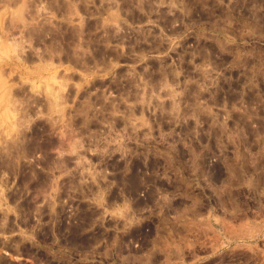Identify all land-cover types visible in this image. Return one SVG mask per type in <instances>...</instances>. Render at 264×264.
I'll return each mask as SVG.
<instances>
[{
  "label": "rangeland",
  "instance_id": "rangeland-1",
  "mask_svg": "<svg viewBox=\"0 0 264 264\" xmlns=\"http://www.w3.org/2000/svg\"><path fill=\"white\" fill-rule=\"evenodd\" d=\"M73 1L0 0V34L17 23L0 47L12 86L0 80V162L18 169L0 186L1 227L15 226L0 227V241L24 236L37 248L0 247V256L20 264H264V0ZM45 19L85 25V66L23 60L8 45L23 35V55L40 52L44 42L22 32ZM60 85L67 99L48 108ZM22 173L33 179L25 196L50 213L28 227L6 198Z\"/></svg>",
  "mask_w": 264,
  "mask_h": 264
},
{
  "label": "bare ground",
  "instance_id": "bare-ground-1",
  "mask_svg": "<svg viewBox=\"0 0 264 264\" xmlns=\"http://www.w3.org/2000/svg\"><path fill=\"white\" fill-rule=\"evenodd\" d=\"M61 1V0H60ZM75 1V0H74ZM73 1V2H74ZM119 1V0H118ZM121 1V0H120ZM125 1V0H124ZM139 2H140V0H138ZM147 1V0H146ZM150 1V2H149ZM148 2L150 3V6H151V0H149ZM78 2H79V0H78ZM77 2V3H78ZM111 2V1H110ZM126 3H128V1H125ZM130 2V1H129ZM144 2V1H143ZM153 2V1H152ZM125 3V4H126ZM68 4V6H69V3H67ZM83 4V3H82ZM85 4V3H84ZM124 4V6H130V4L128 3V5L126 4L125 5ZM135 4V3H134ZM72 5V4H71ZM70 5V6H71ZM78 5V4H77ZM109 5V4H108ZM122 5V4H121ZM133 5V4H132ZM131 5V6H132ZM140 5V4H139ZM52 6V5H51ZM50 6V7H51ZM74 6V5H73ZM80 5H78V7H79ZM53 7V6H52ZM51 7V8H52ZM77 7V6H76ZM77 7V8H78ZM47 8V7H46ZM58 8V7H57ZM77 8H75V10L77 9ZM106 8V7H105ZM110 8V7H109ZM122 8V7H121ZM128 8V7H127ZM130 8V7H129ZM132 8V7H131ZM130 8V9H131ZM151 8V7H150ZM79 9V8H78ZM81 9V8H80ZM79 9V10H80ZM123 9V8H122ZM74 10V11H75ZM105 10V9H104ZM129 10V9H128ZM148 10V9H147ZM59 11V10H58ZM64 11H65V9H64ZM151 11V10H150ZM38 12H39V10H38ZM32 13V12H31ZM37 13V12H36ZM40 13V12H39ZM70 13V12H69ZM68 13V11H67V14L66 15H68L69 14ZM71 15L73 14V13H70ZM38 15V14H37ZM17 17V16H16ZM19 17V16H18ZM22 17V16H21ZM37 17V16H36ZM36 17H34V15L31 17V18H29V19H32V21H34L35 19H36ZM10 18V17H9ZM15 18V17H14ZM20 18V17H19ZM23 18V17H22ZM11 19V18H10ZM21 19V18H20ZM12 20V19H11ZM24 20H28V19H26V18H23V20L21 19V22L22 21H24ZM50 20V19H49ZM48 20V21H49ZM69 20V19H68ZM41 21V22H40ZM39 22H40V25L42 26V27H37L38 26V24H39V22H35L36 24H37V26H33V27H30V26H28V24H30V20L29 21H27V22H29V23H27L26 21L24 22V24L25 25H27L28 26V28H27V31H23L22 33H26L27 34V36L28 35H31L32 36V39H35V41L36 42H44V47H43V49H41V51L40 52H34L33 50H30V51H33V52H31L30 53V51L29 52H26L27 54H26V56L25 55H23V53L21 52V50H23V41H22V39H24V36L22 35V37H20L21 38V40L20 39H14L13 38V36H11L10 34V36L12 37V41H11V43L10 44H8V45H11L12 46V48H14V49H16L17 50V52H18V55L20 56V59H22L23 58V60L25 59V60H28V61H32V60H34V58H36V60L38 59V60H40V61H48L49 63H51V62H54V60H59V61H66V62H71V63H73V64H78V65H80L82 62L85 64H87V58H85L84 60L86 61V62H84V60H83V58H81V54H82V52L85 50V49H82V47L84 46L85 47V45H84V43H83V45H82V43H80L81 41H83V37L81 36V35H83L82 34V32L85 30L84 29V24L82 25L80 22V24L79 25H77V26H72V27H69V26H65V25H63V24H58V26L56 27H53V25H49V23L51 22V20H50V22H48V21H46V19H45V21L44 20H40ZM44 21V22H43ZM10 22V21H9ZM47 22H48V25H47ZM69 22V21H68ZM81 22H82V19H81ZM32 24H33V22H31ZM10 24V23H9ZM15 24H17L16 22H13L12 21V24H10V25H7L8 27L6 28V29H4V31L6 30V32L5 33H3L4 31H2L1 33L2 34H0V47L1 46H3V45H5V46H7V43H5V39L6 38H3V37H7L8 38V33L10 32L9 30H11L10 28L11 27H14L15 26ZM23 24V25H24ZM51 24V23H50ZM103 24V23H102ZM39 25V26H40ZM82 25V26H81ZM98 26V28H100V26L105 30V28L101 25V23L100 22H96V23H94V26ZM52 26V27H51ZM78 26H80V27H78ZM88 26V25H87ZM92 26V25H91ZM97 26L95 27V28H97ZM17 27H18V25H17ZM3 28V27H2ZM15 28V27H14ZM26 28V27H25ZM85 28H87V27H85ZM89 28V27H88ZM88 28L86 29V30H88ZM91 29H92V27H91ZM90 30V29H89ZM107 30V29H106ZM114 30V29H113ZM97 31V30H96ZM108 31V30H107ZM115 31V30H114ZM89 32H91V31H89ZM106 32V31H105ZM116 32V31H115ZM114 32V33H115ZM85 35H86V33H85V31L83 32ZM108 33V32H107ZM25 34V35H26ZM111 34V33H110ZM116 34V33H115ZM12 35H13V33H12ZM50 36V39L49 40H47V38H46V36ZM9 36V37H10ZM31 36H29V38L31 37ZM79 36H80V38H79ZM96 36V35H95ZM109 36V35H108ZM111 37H112V35H110ZM109 36V37H110ZM116 36V35H115ZM10 37V38H11ZM26 37V36H25ZM79 39H78V38ZM89 37V36H88ZM109 37H107V38H109ZM114 37V36H113ZM77 38V39H76ZM82 38V39H81ZM107 38L105 39V40H107ZM9 39V38H8ZM31 39V40H32ZM95 38L93 37V39L92 40H94ZM98 39V38H97ZM7 40V39H6ZM11 39H9V41H10ZM26 40H27V38H26ZM68 41V42H66V41ZM78 40H81L80 42L78 41ZM85 40H87V38L85 39ZM84 40V41H85ZM90 40V39H89ZM96 40V39H95ZM76 41V42H75ZM81 44V45H78V46H76L75 45V43H78V42ZM86 42H88V41H86ZM91 42V41H90ZM99 42V41H98ZM38 43V44H39ZM78 43V44H79ZM95 43V42H94ZM97 43V42H96ZM29 45H30V43H29ZM86 45H87V43H86ZM31 46V45H30ZM43 46V45H42ZM80 46H82L81 48H80ZM91 46V45H90ZM22 47V48H21ZM32 47H33V45L31 46V49H32ZM77 47L79 48V50L77 49ZM96 47V46H95ZM21 48V49H20ZM1 49V48H0ZM4 49V48H3ZM83 50L82 52H81V50ZM27 50V49H26ZM93 50V49H92ZM36 51V50H35ZM80 51V52H79ZM102 51V50H101ZM85 53H86V51H84ZM90 52V51H89ZM14 53V52H13ZM88 53V52H87ZM97 53L98 54H96L97 56L99 55L100 56V54H99V52L97 51ZM105 53V52H104ZM89 54V53H88ZM103 54V53H102ZM106 54V53H105ZM80 55V56H79ZM86 55V54H85ZM94 55V54H93ZM19 56H18V58H19ZM36 56V57H35ZM17 57V56H16ZM90 57V56H89ZM101 57V59L103 60V58L104 57H102V56H100ZM99 57V58H100ZM82 59V60H81ZM37 60V61H38ZM89 60H91V59H89ZM89 60H88V63H89ZM102 60H101V62H102ZM106 60V58L103 60V62ZM27 61V62H28ZM39 61V62H40ZM82 61V62H81ZM45 62V63H46ZM56 62H58V61H56ZM91 62V61H90ZM106 63H107V60L105 61ZM104 62V63H105ZM80 63V64H79ZM46 65H49L48 63L46 64ZM82 65V64H81ZM42 66V65H41ZM82 66H85V65H82ZM55 68H56V66H55ZM6 69V68H5ZM4 69H3V67H0V80L2 81V83H3V86H5V89L7 90V91H9L10 89H11V87L12 86H10L8 83H9V81H7V78H5V77H3L4 75ZM8 74H10V73H8ZM15 78V77H14ZM5 84V85H4ZM21 85V84H20ZM17 87H19V86H17ZM27 87V86H26ZM60 88H58V89H60V90H58V91H56L55 92V90L56 89H54V92L55 93H57V94H55L54 92H53V90L52 89H50V91H52L51 93H52V95L53 94H55L54 96H52L51 97V93L50 92H47L50 96H48V94H47V96H48V98H47V102H48V105H46L48 108L51 106V107H54L56 104H60V102H62V101H64V98L63 97H65V96H63V93L61 92L62 91V89H64V86L63 85H60L59 86ZM1 88V87H0ZM21 88V87H20ZM19 88V89H20ZM28 89V88H27ZM15 90V89H14ZM13 90V91H14ZM18 90V89H17ZM16 91V90H15ZM26 91V89L25 88H22V89H20V90H18L17 92H18V94H20V93H22V95H24L23 97L25 98L26 96L25 95H27V94H23V93H26L25 92ZM64 91V90H63ZM17 92H15V93H17ZM29 92V91H28ZM14 93V94H15ZM31 93V92H30ZM45 94V95H46ZM21 95V96H22ZM67 95V94H66ZM17 96H20V95H17ZM63 96V97H62ZM22 97V98H23ZM42 97V96H41ZM50 97V98H49ZM14 98V100L16 99L15 97H13ZM19 98H21V97H19ZM38 98V97H37ZM45 98V97H44ZM61 98H63V100L61 99ZM66 99H67V96L65 97ZM18 99V98H17ZM16 99V100H17ZM27 99V98H26ZM25 99V100H26ZM32 99V98H31ZM40 99V98H39ZM49 99V100H48ZM60 99V100H59ZM65 99V100H66ZM13 100V99H12ZM13 100V101H14ZM21 101V99H18L17 101ZM24 100V99H23ZM22 100V101H23ZM58 100L60 101V102H58ZM62 100V101H61ZM17 101H15L14 102V104L17 102ZM19 101V102H20ZM27 101V100H26ZM29 101V100H28ZM32 101V100H31ZM38 101V100H37ZM40 102H42L41 100H39ZM46 102V103H47ZM22 103H25L26 104V102H22ZM36 103V102H35ZM50 103V104H49ZM33 104V103H32ZM54 104V106H52ZM8 105V104H7ZM23 105V104H22ZM39 105V104H38ZM42 105V104H41ZM50 105V106H49ZM14 106V105H13ZM27 106V105H26ZM25 106V107H26ZM18 108L19 109V107H20V105L19 106H17V103H16V106H15V108ZM27 107H29V106H27ZM50 107V108H51ZM16 108V109H17ZM30 109V108H29ZM28 109V110H29ZM13 110V109H12ZM31 110V109H30ZM22 111V110H21ZM24 111V110H23ZM24 113V112H23ZM24 114H26V113H24ZM21 115V114H20ZM25 116V115H24ZM29 117V116H28ZM3 137V136H2ZM1 137V138H2ZM22 138V137H21ZM10 141V140H9ZM34 143V142H33ZM32 143V144H33ZM0 144H1V142H0ZM5 144H7L6 142H5ZM4 145V144H3ZM11 145V144H10ZM11 146H13V145H11ZM10 146V147H11ZM20 146H21V144H20ZM32 146V145H31ZM4 147V146H3ZM10 147H8V148H10ZM14 147H15V145H14ZM17 147H18V145H17ZM7 147L4 149V151H6V149H8ZM11 149V148H10ZM17 149V148H16ZM26 149V148H25ZM3 150V149H2ZM9 150V149H8ZM13 150V149H12ZM7 152H9V151H7ZM12 152V151H11ZM14 152V151H13ZM18 152H20V151H18ZM31 152V151H30ZM29 152V153H30ZM4 154H5V152H4ZM14 154H16V153H14ZM23 154V153H22ZM12 155V154H11ZM10 155H8V157H9ZM3 156H0V158H2ZM19 157V156H18ZM23 157H24V155H23ZM25 157H26V155H25ZM7 158V157H6ZM15 158V157H14ZM13 158V159H14ZM11 159V158H10ZM1 160V159H0ZM5 160V159H4ZM1 161L0 162V186L2 187V186H6V185H8V182H9V179L10 178H8L6 175L4 176V173L5 172H7V173H5V174H10V175H15L16 174V170H18V169H16V165H14L13 163H11V162H9V161ZM50 161H52V160H50ZM50 163V162H49ZM16 164V163H15ZM20 164V163H19ZM21 165V164H20ZM25 166V165H24ZM23 167V166H22ZM20 169H21V167H20ZM27 170V169H26ZM26 170H24L23 169V171H26ZM21 171V170H20ZM31 172V171H30ZM27 173V172H26ZM20 174V173H19ZM18 175V174H17ZM28 174H23L22 173V175H21V177L19 176V188H17V189H15V190H13V191H11V192H9V193H7V195H6V198H8L9 199V201H11V202H14L13 203V208H15V211H17L18 212V215H19V218H18V225H20V226H25V225H27V227H28V225H30L31 224V222H32V219H33V217L35 216V215H38V217H41V215H42V213L44 214L46 211H44L45 210V208H42L41 207V205H39V204H36L35 203V201L34 200H32L33 198H30L29 196H25V189H28V188H26V186L27 187H29L30 186V180L32 179V178H28V176H27ZM30 177V176H29ZM33 178H35V177H33ZM45 178V177H44ZM43 178V179H44ZM42 179V180H43ZM33 180V179H32ZM36 180V179H35ZM20 181H21V183H20ZM41 181V180H40ZM40 181H38L39 183V185H37V187L38 186H44V185H46V184H48V183H45L46 181L48 182V180H43L44 181V185L41 183V185H40ZM32 184V183H31ZM34 184V183H33ZM35 185V184H34ZM34 185H32V186H34ZM39 188V187H38ZM3 188H1V190H2ZM30 189V188H29ZM1 197L3 198V195H1L0 194V205H2L3 204V200L1 199ZM20 198H22V200L20 199ZM35 198V197H34ZM5 199V198H4ZM21 200V201H20ZM9 203H7V205H8ZM47 204V203H46ZM49 204V203H48ZM4 205H5V203H4ZM9 206H10V204H9ZM49 206L51 207L52 206V204L50 205L49 204ZM49 206H46V207H49ZM44 207V206H43ZM9 208V207H8ZM4 210H6L3 214V217L2 218H4L3 219V223H4V221H5V219L7 218V214H8V212H9V210H7V208L5 209L4 208ZM48 213H49V211H47ZM50 214V213H49ZM36 217V216H35ZM11 218V217H10ZM9 220V219H8ZM11 221V220H10ZM0 222H1V219H0ZM6 222H7V220H6ZM14 223V222H13ZM13 223L12 222H8V223H6L7 225L4 227V225L5 224H3V226L1 227V223H0V227L3 229L4 228V230L7 232V231H12V230H14L13 228L15 227L14 225H13ZM16 223V222H15ZM30 227V226H29ZM1 228H0V230H1ZM75 232V231H74ZM47 233V232H46ZM45 233V234H46ZM44 234V235H45ZM59 236V235H58ZM77 236V235H76ZM17 238V237H16ZM74 239L75 237H71V239ZM69 240H70V238H69ZM75 240V239H74ZM72 242H73V240H71ZM77 243V242H76ZM72 244V243H71ZM0 247H1V249H5L6 251H8L9 252V254H13V253H21V254H30V253H32L33 254V252H35V249H37L36 248V246H34L33 245V243L32 244H28L27 243V241H26V238L24 237V236H21V237H19L18 239H10V240H8V241H0ZM2 255V254H1ZM36 258V257H35ZM51 260V259H50ZM0 264H20V263H15L13 260H8V259H6L5 258V256H0ZM22 264V263H21Z\"/></svg>",
  "mask_w": 264,
  "mask_h": 264
},
{
  "label": "flooded vegetation",
  "instance_id": "flooded-vegetation-1",
  "mask_svg": "<svg viewBox=\"0 0 264 264\" xmlns=\"http://www.w3.org/2000/svg\"><path fill=\"white\" fill-rule=\"evenodd\" d=\"M8 233H11V231H8ZM8 236V238H10V239H18L20 236H13V235H7ZM17 237V238H16ZM6 241H8V239L6 240Z\"/></svg>",
  "mask_w": 264,
  "mask_h": 264
}]
</instances>
